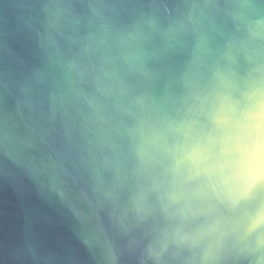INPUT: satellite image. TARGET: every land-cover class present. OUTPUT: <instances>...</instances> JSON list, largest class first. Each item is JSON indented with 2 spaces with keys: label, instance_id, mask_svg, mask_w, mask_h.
<instances>
[{
  "label": "clouds",
  "instance_id": "9594fccd",
  "mask_svg": "<svg viewBox=\"0 0 264 264\" xmlns=\"http://www.w3.org/2000/svg\"><path fill=\"white\" fill-rule=\"evenodd\" d=\"M0 208V264H264V0H0Z\"/></svg>",
  "mask_w": 264,
  "mask_h": 264
},
{
  "label": "water",
  "instance_id": "95a60500",
  "mask_svg": "<svg viewBox=\"0 0 264 264\" xmlns=\"http://www.w3.org/2000/svg\"><path fill=\"white\" fill-rule=\"evenodd\" d=\"M0 212H5V215L0 217V221H2L5 225V227H10V224H11V219H10V216L7 215V212H10V210H5L3 208H0Z\"/></svg>",
  "mask_w": 264,
  "mask_h": 264
}]
</instances>
